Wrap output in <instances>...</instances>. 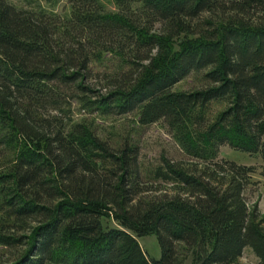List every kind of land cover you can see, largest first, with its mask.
<instances>
[{"label":"trees","instance_id":"obj_1","mask_svg":"<svg viewBox=\"0 0 264 264\" xmlns=\"http://www.w3.org/2000/svg\"><path fill=\"white\" fill-rule=\"evenodd\" d=\"M112 2L0 0V264H240L245 247L264 264L255 169L217 155L256 156L264 178V0ZM128 114L183 158L146 168L92 119Z\"/></svg>","mask_w":264,"mask_h":264},{"label":"rangeland","instance_id":"obj_2","mask_svg":"<svg viewBox=\"0 0 264 264\" xmlns=\"http://www.w3.org/2000/svg\"><path fill=\"white\" fill-rule=\"evenodd\" d=\"M6 2L22 8H43L46 10L60 13L67 11V4L65 0L59 2H50L48 0H5ZM102 6L107 10L114 9L112 0H99ZM198 82L194 76L189 75L181 81L173 85V89L188 90L196 87ZM73 118L82 117L75 110L72 112ZM93 122L97 124L102 132H113L117 134H132V139L139 148V161L144 167H150L157 164L160 156L170 158L173 160L182 159L183 155L175 146L170 135L167 133L165 127L161 122L152 123L146 127L136 128L134 125L135 115L128 114L117 117H92ZM217 155L220 158L233 160L237 163L253 166L255 173L252 179L256 181L254 185L247 188L244 192V197L248 203H256L258 212L264 220V178L259 175L261 162L258 157L250 156L248 154L232 150L228 146L223 145L218 148ZM162 184V183H161ZM164 188H170V184H163ZM264 229V222H263ZM137 241L146 252V254L153 258L159 257V247L153 233H148L137 237ZM181 264H192L193 254L191 250L183 251ZM11 256V252L6 251L0 247V260L7 259ZM237 262L240 264H257V258L253 255L249 248L245 247Z\"/></svg>","mask_w":264,"mask_h":264}]
</instances>
